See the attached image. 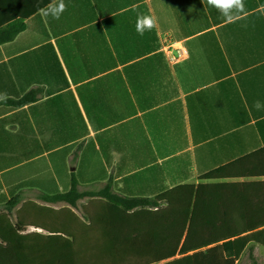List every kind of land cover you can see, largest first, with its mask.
Wrapping results in <instances>:
<instances>
[{
  "label": "crops",
  "instance_id": "1",
  "mask_svg": "<svg viewBox=\"0 0 264 264\" xmlns=\"http://www.w3.org/2000/svg\"><path fill=\"white\" fill-rule=\"evenodd\" d=\"M29 1L52 2L0 0V23L25 17L0 44L3 264L172 261L201 183L244 182L264 209V108L254 107L264 104V0H244L231 23L206 0H64L59 19L29 16ZM139 14L157 21L142 36ZM74 186L155 205L42 200ZM251 245L264 264V247ZM235 264H252L248 249Z\"/></svg>",
  "mask_w": 264,
  "mask_h": 264
},
{
  "label": "trees",
  "instance_id": "2",
  "mask_svg": "<svg viewBox=\"0 0 264 264\" xmlns=\"http://www.w3.org/2000/svg\"><path fill=\"white\" fill-rule=\"evenodd\" d=\"M16 2H14L15 6ZM29 1L27 14L30 16L42 5ZM19 15V16H18ZM15 13L9 23H0V44L13 40L24 29V16ZM35 100L25 96L17 101H9L21 106ZM243 168V166H242ZM222 170L214 171L207 178H219ZM236 176H243V171ZM101 196L125 210L135 207L154 206L147 198H129L113 193L109 186L96 192H78L75 186L67 193L43 196L42 200L66 202L76 206L85 197ZM18 197L10 200L6 207L13 208ZM245 193L244 182L201 183L198 185L188 230L181 246L179 258L163 264H235L248 249L252 264H258L252 255L253 245L264 247V209L256 208Z\"/></svg>",
  "mask_w": 264,
  "mask_h": 264
},
{
  "label": "clouds",
  "instance_id": "3",
  "mask_svg": "<svg viewBox=\"0 0 264 264\" xmlns=\"http://www.w3.org/2000/svg\"><path fill=\"white\" fill-rule=\"evenodd\" d=\"M208 6L217 10V12L229 23L242 18L245 12L244 0H206ZM67 10L64 0H52L46 7L39 9L45 16H51L59 19ZM156 18L152 15L139 14L136 19L135 30L139 35H144L146 31H151L156 27ZM7 93H0V100H6ZM254 107L257 110L264 108V104L256 101Z\"/></svg>",
  "mask_w": 264,
  "mask_h": 264
},
{
  "label": "built area",
  "instance_id": "4",
  "mask_svg": "<svg viewBox=\"0 0 264 264\" xmlns=\"http://www.w3.org/2000/svg\"><path fill=\"white\" fill-rule=\"evenodd\" d=\"M169 47L170 46H167L164 51L170 55V60L176 62L183 58L184 51H182L181 49L172 50Z\"/></svg>",
  "mask_w": 264,
  "mask_h": 264
},
{
  "label": "rangeland",
  "instance_id": "5",
  "mask_svg": "<svg viewBox=\"0 0 264 264\" xmlns=\"http://www.w3.org/2000/svg\"><path fill=\"white\" fill-rule=\"evenodd\" d=\"M2 256L3 255H0V264H3V258H2ZM92 260H94V259H82V260H80V264H87L89 261H92Z\"/></svg>",
  "mask_w": 264,
  "mask_h": 264
}]
</instances>
